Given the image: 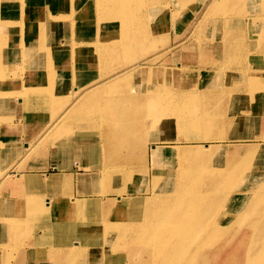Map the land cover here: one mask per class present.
Here are the masks:
<instances>
[{
    "label": "rangeland",
    "instance_id": "obj_1",
    "mask_svg": "<svg viewBox=\"0 0 264 264\" xmlns=\"http://www.w3.org/2000/svg\"><path fill=\"white\" fill-rule=\"evenodd\" d=\"M141 1L132 0V3ZM144 1L150 3L148 10L154 12L152 18H148L147 13V19L143 18L144 4L138 6L139 14L131 21L100 18L102 12L98 5L89 0L93 5L91 14L87 17L86 13L77 23V34L81 27L93 26L95 19L110 20L109 27L103 29L107 32L106 37L97 32L95 41L81 42L91 49L90 55L85 54L83 58L77 55L73 64L87 57L94 63L75 77L82 83L74 79L69 83L70 94L67 91L60 97L53 93L57 80H51L48 91L39 88V95L38 92L30 95L24 106L19 105L18 98L16 102L6 103V94L0 95V120L22 123V131L18 132L21 155L8 157L0 150V264H156L154 254L162 248L156 249V244L155 247L146 245L145 240L151 232L145 229L142 232L141 225L148 222L152 214L153 219L156 216L161 221L158 223L161 229L156 235L153 231L148 242H162L160 235L171 225L176 233L173 244L178 243L182 236L177 222L183 219L182 213L176 210L187 208L193 212L200 210L199 217L193 214L183 220L185 225L194 222L193 234L195 228L197 232L201 228L200 238L190 246L194 264H264V236L260 239L259 235L264 226V198L257 204L253 202L255 210L241 213L252 206L250 194L243 193L248 187L246 184L256 187L264 181V96L258 97L250 88V78L257 74L264 76V37L258 38L257 30L251 27L255 24L260 29L264 22L260 18L252 22L248 18L263 15L264 0H219L212 9L209 6L213 0H204L199 9L196 4L202 0ZM185 1L190 5H187L189 9L184 7V13L173 18L172 12L175 13L178 2ZM56 2L51 9L59 13L65 3L70 10L84 5L85 0ZM158 3L166 8L168 16L155 13L159 9ZM18 5L15 7H23V0H19ZM69 19L68 23L52 27L41 18L47 25L39 32L33 30L34 34L30 31L32 22L29 19L25 33L15 24L19 29L14 33L15 38H20L17 36L22 33L23 47L11 49L16 51L13 64L21 66L25 62L27 57L23 50L27 46L40 45L43 49L61 32L76 33V25ZM61 36L65 43L66 36ZM258 40L262 45L257 44ZM61 59L65 61L67 55ZM3 66L2 70L6 68L4 71L9 73L10 79L16 81L19 75L25 76L24 69L11 68L7 61ZM140 66H148V70L137 72ZM152 66H158L159 71L153 74L152 68L149 70ZM71 85L78 89L74 90ZM75 93L79 98L70 102V95ZM191 93L195 99H189ZM26 110L27 116H21ZM3 124L0 141L5 136ZM205 126H211L212 130H205ZM53 145L59 149V158L71 160L73 156L81 158L78 153L89 154L95 165L80 167L79 170L91 174L85 176L87 173H82L79 180L82 186L88 181L93 182L92 189L68 193L62 188L60 173H55L60 177L52 188L38 189L36 183L26 178L15 181L23 189H7L5 178H17L20 174L41 169L42 166H33L31 162L39 164L45 150ZM155 145L169 147L168 154L157 162L152 156ZM255 147L259 149L253 152L252 167L262 170L237 174L246 177L243 185L227 197L228 182L236 178V174H232L234 166L244 159L247 150ZM3 148L0 143V149ZM63 148H71L74 153L67 152L66 155ZM23 154L26 156L22 158ZM113 154L122 162L128 156H136L143 165H96L97 162L101 164L103 158L111 159ZM31 175H37L40 180L47 179L45 173ZM251 177L253 181L257 180L253 183ZM13 183L8 181L7 185ZM174 190H182L183 196L175 197L169 205L175 209L172 215L169 213L171 207L161 208L158 201L159 197L170 195ZM197 194L205 196L201 205L191 202ZM128 195L135 196L139 205L123 209L124 206L119 204L117 213L111 211L108 214V220L116 222L114 224H101L102 218L105 219L101 203L89 210L73 207L80 196L105 201ZM56 208L58 213L54 215ZM121 209L123 211L119 212ZM63 215H67L66 218ZM64 223H71V229L61 233L57 228ZM32 251L36 254H30Z\"/></svg>",
    "mask_w": 264,
    "mask_h": 264
},
{
    "label": "bare ground",
    "instance_id": "obj_2",
    "mask_svg": "<svg viewBox=\"0 0 264 264\" xmlns=\"http://www.w3.org/2000/svg\"><path fill=\"white\" fill-rule=\"evenodd\" d=\"M194 1L197 2V0H194ZM18 2H19V0H0V12H1L0 13V34H1L0 35V39H3L2 41L0 40V95L1 96H3V95L5 96V94H6L7 98L4 99L5 102L6 103L13 102V101H15L16 98H18V95H19V98H21V100H19V105H24V103L26 104V100L30 99L29 98L30 95H32L33 93H36V92H38L37 95H39V93L41 92L39 88H45L47 90L46 86H43V84H40V83H43L45 81H49L51 83V80H55V81L57 80L59 82V87L63 86L62 87L63 92L67 91V89L69 90V88H70L69 87V83H71L73 81V79L75 81H77V82L82 83V81L80 79L76 80L75 77L79 76V74L82 73L85 70L86 66L90 65L92 62L94 63V60L93 59L89 60V57H87L85 60L81 59V60H79V61H77L76 63L73 64V58L76 57L77 55H79L80 58L85 57V54H89L90 55V50L91 49L88 48V47H85L81 42L82 41H86V40L95 41L94 35L97 32H99V35L102 34V37H106L107 32H104L103 29H104V27H109L108 23H109L110 20L104 21V19H101V20L97 19V21H96V19H95V23L93 24V26L88 27L86 29L84 27H81L80 28V34H77V32H78V29H77L78 28V24L77 23L81 20V18L86 13H87V17H89V15L91 14V11H92L91 7L93 5H90L89 0H85V2L83 3L84 5H78V6L74 7V8L71 7L70 10H69V7H67L68 5L66 6V3H65V6L60 7L61 9H59V11H60L59 13H56L54 9H53L54 11L51 9L57 3L56 0L55 1L54 0H51V1H45V0H23V7H18L17 8L15 6H19ZM186 2L187 1H185L183 3L182 2H178V5H177L178 7L176 8L175 13L172 12V14H174L173 18H175L176 14H178V13H181V14L184 13V12H182L184 7L186 8V10L189 9V8H187L188 3H186ZM219 2H220L219 0H213V3H212L211 6H209V9H212L213 7H215ZM94 3L98 5V8L102 12V14H100L101 15L100 18H110V19H112V18H127V19H124V20H130L131 19V21H132V20L135 19V18H132V17L133 16L135 17V15L139 14L138 6L142 7L144 4L146 6V11H144L143 18H146V13H147V17L148 18H152L151 14L154 13V12H150L149 13L148 8L150 6V3H148V2H146L144 0H142L138 4H133L132 0H96V2L94 0ZM170 3H171V1H170ZM204 3H205L204 0H202L200 3H197L196 4L197 9H199L202 6V4H204ZM193 4H195V2ZM188 6H190V5H188ZM5 7L6 8H10V10L9 11H6V10L1 11ZM158 8L160 10L156 9L157 12H155V13H159L160 15L165 14L166 16H168V13L166 12V8L163 7L162 3H160V4L158 3ZM161 10H164V11H161ZM151 11H154L152 9V7H151ZM171 11H172V9H171ZM262 14L263 15H260L259 17L256 15V17L255 16H252V17L249 16L248 18H250V20L252 22H254L255 18H260L261 21L264 22V13H262ZM14 15H16V17H14ZM69 17L71 19H69ZM3 18H7V19L4 20ZM8 18H10V19H8ZM13 18H17V19L20 18L21 20L18 22L17 20H15ZM41 18H43L45 21L47 20V23L49 25H47L46 23L44 25L42 23L43 20H41ZM28 19L30 20V22H32L31 23L32 24V30H30L31 26L28 27L29 30L32 31V33H33V30H36V32H39V29L42 26L46 27V25H47V26L55 27V26H57V24L58 25L63 24V22H67L68 23V19L70 20L71 24H72V22L75 23V25H76V33L67 34L65 32H61V34L58 35V37L54 38V40L51 43H49L47 46H44L43 49L40 48V45H30L32 47H29V46L25 47L23 52H24V54H25V56L27 58H26V60H24L25 62H22L23 64L21 66H17L18 64H13V61L15 60L14 56H15L16 51H12L11 49L14 48V47H17L19 45L21 46V48L23 47L22 46V43H23L22 42V37H23L22 33H25V31H26V28H27L26 27V25H27L26 23H27ZM59 19H62V20H59ZM122 22H123V20H122ZM19 23H22V25L19 24ZM112 23H114V22H112ZM15 24H18L19 25V29L22 31V33L17 36V37H20L18 39L15 38V35H14L15 32H19V29H17L18 25H15ZM99 26H100L101 30L98 29ZM251 28H252V30H257V34H259L258 38H263L264 37L263 36L264 35V26L262 28L258 29V26L254 24V25H252ZM73 31H74V29H73ZM231 33H230V35H231ZM61 35L66 36L65 37V40H66L65 43L61 39V37H62ZM73 35H75V36L72 37ZM37 36L38 35H36V37ZM20 39H21V41H19ZM96 41H97V39H96ZM257 44L262 45L261 41H259V40H258ZM95 49H96V47H95ZM226 49H228V48L226 47ZM10 51H11V54H10ZM94 52H96V50ZM64 55H67V59L65 61L61 59V57H63ZM222 59H224V58H222ZM5 61L8 62V65L11 66V68L24 69V71L28 74V79H29V83L28 84L29 85H26V83L24 81H22L21 75H19L18 78L16 77L17 78L16 81L14 79H10L8 77L9 73L4 71L6 68H4L2 70V66H3ZM60 64H62V65H60ZM93 66H94V69H95L96 64H94ZM151 68H152V73L153 74L156 73L157 71H159L157 69L158 66L149 67V70ZM144 70L147 71L148 70V66H142V67L140 66V68L136 69L137 72H142ZM52 72H53V74H52ZM250 79H251L250 88L252 90V93L255 94V95H259L258 97H263L264 96V76L257 74V76H255L253 78H250ZM32 81H34V83ZM33 84H35V85H33ZM79 86H81V85H79ZM19 89H21V90H19ZM59 91H62V90L59 89ZM166 92L168 93V91H166ZM14 95H15V97H13ZM216 96L218 97V95H216ZM188 97H189V99H195V97H194V95H192V93ZM33 108L34 107H32L30 109H33ZM60 108H62V107H60ZM27 111L28 110H26L25 114L24 113L21 114V116H27V114H26ZM1 117L2 116L0 115V118ZM0 121L4 122V124H3L4 125V129L3 130H4V134H5L4 138H1V140L3 142L0 141V143H3V147L4 148H3V150L2 149H0V150H1V152L4 151L3 152L4 156H8V157L9 156L10 157L14 156L15 157V156H17L20 153V151L22 149L21 148V144H19V143H21V137L18 135L19 134L18 132L22 131V128H21V124L22 123H20V122L17 123V122H14V121H6V120H0ZM2 122H0V128L2 126ZM21 122H22V119H21ZM189 122H193V121H189ZM211 128H212L211 126H205L204 129L208 130V131H211L212 130ZM208 131H207V133H209ZM257 138H259V137H257ZM70 139L72 140V138H70ZM260 139H261V137H260ZM17 144H19V145H17ZM159 145H161V144H159ZM63 147H64V145H63ZM209 147L210 146L208 144L207 148L209 149ZM63 149L66 150V151H64L65 153L69 152V150L67 148H63ZM168 149H169L168 145H163L161 147H158V146L155 145V147L152 150V156L154 155V161L157 162L161 158H164L168 154ZM257 149H259V148L255 147V148H253L251 150H247V152H246L247 155L244 157V159H242V161H238V163L234 166L235 169L232 171L233 172L232 174H234V175L236 174L234 176L236 178H233V179H231L228 182L229 184H228V188H227V192H226L227 195H228L227 197L232 196L234 194V192H235V189L238 188L239 186L243 185V181H244V179L246 177H243V178L241 176L239 177L238 176L239 173H241L243 175L245 172L246 173L247 172L255 173V172H258V171L262 170L261 167H258L256 170H254L253 167H252V164H254L253 160H255L254 159L255 154L253 152L257 151ZM175 150L177 152V149H175ZM19 155H21V154H19ZM31 174H27V173L26 174H20L17 178L8 176L9 178H5L4 185L7 186V188L23 189L21 187H18L19 185L16 184L15 181L17 179H26V178H28L29 180H32L30 182L36 183L39 186L38 189H41V188L42 189H47V188H52L54 183L59 182V177H60L59 174L56 175L55 173H50V174H48L47 179L40 180V179H37V175L33 176ZM86 175H89V174L87 173V174H85V176ZM253 179L254 178L251 177L250 181L254 183L257 180V178L254 181H253ZM8 181L14 182V183L12 185H7ZM261 184L260 185L256 184L257 185L256 187H249V185L246 184L248 187L244 190L243 193L245 195H249L250 194V197H251L250 204H252V206L250 205V206L246 207V205H245L246 208L243 209V211H241L242 214L246 213L248 210L250 212V209L251 210H253V209L255 210L256 209V207L253 205L254 201L257 204L260 199L263 200V198H264V181H263V184L262 185ZM15 187H18V188H15ZM134 189H136V188H134ZM128 194H130V193H128ZM182 196H183L182 190H174V191H172V193L170 195H165L163 197H159L158 203L161 205V208L166 209V207H171L169 205L173 204V200H174L175 197L179 199V197L181 198ZM196 196H197L196 199L195 198L193 200L191 199V202L198 203L200 205L203 204L205 196L201 195V194H197ZM133 197H135V196L128 195V196L119 197L117 199H114L115 197L114 198H109L108 200L103 201V200H101L102 198L99 199L98 197L94 198V197L84 196V197H81V198H76V201H74V206L73 207H74L75 210H89V209L97 208L100 205V203H101V204L104 205L101 208V211L103 210V215L105 217V219L102 218L101 224H104V223H108V224L112 223V224H114L116 222H112L111 220H108L109 219L108 218V214H111V211H115V213H117V207L119 206V204H122L124 206L123 209H125L127 207L132 209V208H134V206H136V205L138 206L140 201L135 200ZM95 200H98V202H96ZM99 201H101V202H99ZM36 203H37V201H36ZM42 204H43V202H42ZM1 210H5V209L2 208ZM56 210H57V208L55 209V212L53 213L54 215H56L58 213V212H56ZM93 211H95V210H93ZM121 211H123V210L121 209L119 212H121ZM169 211H170L169 213L172 214V215H173V213H175V209H172V207H171V209ZM176 211L179 214H181V213L183 214V215L181 214V217H182L183 220H184L185 217L191 216L193 214H194L193 216L196 215L197 217H199V214H200V212H199L200 210H197V209L194 212H193V209L190 210L188 208L184 209L183 211H180V210H176ZM83 212L85 213V211H83ZM71 213H72V210H71ZM74 214H75V212H74ZM66 216H64V217L66 218ZM97 218H99V217H97ZM194 219H195V221H199V219H197V218H193L192 220H194ZM100 220H101V217H100ZM183 220L177 222V224L179 225L180 234L182 236V239H181L180 242L175 243V244H173V241H174V237L176 236V233H175V230L172 228L171 225L170 226H166L165 229H164V234L160 235V238H161L162 242H160L158 244H157V242H152L151 240L148 242V240L153 237L152 236V232L155 231V235H156L158 233L157 231L161 229L160 225L158 224L160 220L156 216H155V219H153L152 214H151V219L149 218L148 222H146L143 225H141L142 227L140 229L142 230V232H144V229H145V231L147 230V231L151 232V235H149L150 236L149 239L145 240L146 245L149 246V247H151V246L155 247V244H156V249H157V247H161L162 248L161 251H159L158 253L154 254L156 264H194L193 260H192L193 259L192 258L193 254L190 256V253H191V251H190L191 247L190 246H191V243L193 241H195V239L200 238L201 228H199L198 232H197V228H195L194 229L195 234H193V231H192L191 227L194 226V222L191 221L190 223L185 225L183 223ZM120 221H122V220H120ZM94 223L99 224L98 222H94ZM92 224H93V222H92ZM45 229H46V227H45ZM59 229H60L61 233L63 231L67 232V231H69V229H71V223H64V224L61 225V227L57 228V230H59ZM98 229H100V228H98ZM128 231H130V230H128ZM259 232H260L259 235H260V239H261V236L262 237L264 236V226L261 228V230ZM116 233H117V231H116ZM141 235H142V233H141ZM62 236H66V235H62ZM134 245H135V243H134ZM36 246H38V245H36ZM135 252H136V250H135ZM30 254H36V251L30 252ZM202 263H203V261H202Z\"/></svg>",
    "mask_w": 264,
    "mask_h": 264
},
{
    "label": "crops",
    "instance_id": "obj_3",
    "mask_svg": "<svg viewBox=\"0 0 264 264\" xmlns=\"http://www.w3.org/2000/svg\"><path fill=\"white\" fill-rule=\"evenodd\" d=\"M22 77V81H24L26 83V85H29V79H28V74L25 72V76H21ZM34 83V81H32ZM49 81H45L43 83V86L48 87V85H52V83H50ZM39 84V85H40ZM35 85V84H33ZM76 85V84H75ZM74 85H72V88L74 90H77L76 87H73ZM63 87V86H62ZM62 87H59V82L57 81V83L54 85L53 88V93L55 94H59V96H64L66 95L65 93L67 92L68 94L71 93V88H69V90L67 89V91L63 92ZM59 89H61L62 91H59ZM59 91V92H58ZM73 93V92H72ZM67 94V95H68ZM19 98V97H18ZM78 94H71L70 95V102L73 101H77L78 99ZM19 100H21V98H19ZM18 100V101H19ZM24 106V105H23ZM25 110V109H24ZM71 149V148H70ZM69 152L74 153V150H71ZM111 149H113V147H111ZM88 150V149H87ZM87 155L85 156V154L83 153H78V155H80L81 158H77V157H72L71 160H67L66 158H59V149L56 145L50 146L48 149L45 150V156L43 158V160L37 164L34 162H31V165L35 166H42L41 169L37 170V171H31L29 173H36V174H50V173H60L62 178H63V183H62V188L63 189H67L68 193H78L79 189H86L88 187H90V189L93 188V182L91 183V181H88L84 186L81 185L79 177L81 176L82 173H88L89 175L91 174V172L89 171H81L79 170L80 167L82 166H93L95 165L91 158L89 157V154L86 153ZM67 155V153H66ZM26 155H22V158L25 157ZM128 158L126 161L122 162L119 161V157L116 155H112L111 159H107L103 158L102 163L100 164L99 162L96 163V165L98 166H142L143 164L141 163V159H137L136 156H128L126 157ZM28 163H30L28 161ZM61 163H64V166H61ZM72 166V167H71ZM68 167H71V169H68ZM50 169H52L53 171H50ZM47 172V173H46ZM18 174V173H16ZM26 174V173H25ZM7 189H12V188H7ZM60 189V188H59ZM76 195V194H75ZM82 197V196H80ZM36 259L37 256L35 257Z\"/></svg>",
    "mask_w": 264,
    "mask_h": 264
}]
</instances>
